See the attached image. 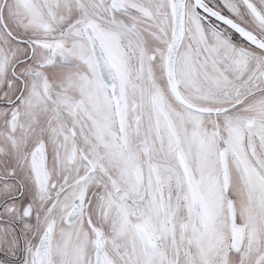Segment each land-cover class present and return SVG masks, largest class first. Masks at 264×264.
Listing matches in <instances>:
<instances>
[{"label":"snow or ice","instance_id":"obj_1","mask_svg":"<svg viewBox=\"0 0 264 264\" xmlns=\"http://www.w3.org/2000/svg\"><path fill=\"white\" fill-rule=\"evenodd\" d=\"M0 264H264V0H0Z\"/></svg>","mask_w":264,"mask_h":264}]
</instances>
